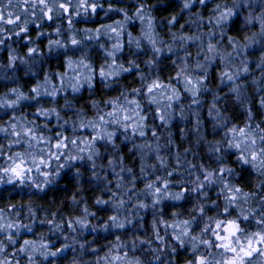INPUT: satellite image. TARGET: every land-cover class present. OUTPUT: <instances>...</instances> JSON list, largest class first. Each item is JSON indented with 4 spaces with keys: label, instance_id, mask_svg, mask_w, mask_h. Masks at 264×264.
Listing matches in <instances>:
<instances>
[{
    "label": "clouds",
    "instance_id": "9594fccd",
    "mask_svg": "<svg viewBox=\"0 0 264 264\" xmlns=\"http://www.w3.org/2000/svg\"><path fill=\"white\" fill-rule=\"evenodd\" d=\"M0 264H264V0H0Z\"/></svg>",
    "mask_w": 264,
    "mask_h": 264
}]
</instances>
